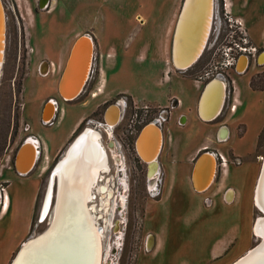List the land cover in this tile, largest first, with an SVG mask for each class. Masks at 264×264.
Masks as SVG:
<instances>
[{
    "label": "rangeland",
    "instance_id": "rangeland-1",
    "mask_svg": "<svg viewBox=\"0 0 264 264\" xmlns=\"http://www.w3.org/2000/svg\"><path fill=\"white\" fill-rule=\"evenodd\" d=\"M1 1L7 26L0 65V191L4 194L8 189L11 207L7 214L0 209V264H11L22 244L51 222L52 213L44 222L38 214L47 180L53 176L52 166L63 157L75 128L76 136L86 128L100 132L104 148L110 140L115 143L114 148H106L109 171L101 173L98 182L112 190L107 207L102 206L98 191L92 190V213L102 228L100 264H152V260L153 264H213L209 257L215 244L236 229L239 242L217 264H234L260 244L261 236H256L254 227L263 216L256 205V188L264 164V61L258 56L260 65L250 61L244 73L224 63L233 59L240 47L249 53L254 48L264 53V0H234L242 13H232L233 5L226 1L231 15L223 10L222 0H215L209 41L198 62L184 71L169 59L171 32L175 31L183 0H57V5L52 0ZM46 2L49 7L42 9L40 3ZM237 21H243L242 27L246 26L250 36ZM229 24L232 26L228 28ZM80 35L93 39L92 67L77 99L65 102L57 94V79L68 56V43ZM41 62L49 64L47 76L40 74ZM213 78L225 83L226 98L219 117L208 123L201 120L196 107L205 85ZM51 99L57 102L58 110L52 122L45 124L41 111ZM109 103L122 106L120 120L110 130L103 127L102 118ZM168 105L167 132L174 144L170 152L182 156L211 140L210 148L195 153L193 159L204 151L218 152L225 163L217 161L216 175L207 191L198 192V199L188 198L182 220L174 217L173 210L179 209H170V205L169 211L159 212L160 219L170 221V231L163 237V247L147 252L145 238L149 249L152 238L146 236L165 228L164 223H157L154 211V201L162 197V178L159 172L154 191L149 189L146 165L138 159L134 144L142 125L159 120V111ZM164 124L162 120L161 126ZM222 126L229 129L226 140L219 139ZM59 136L63 138L57 142ZM31 138L41 143L45 140L50 147L47 150L38 145L33 172L20 176L13 159ZM163 153L164 149L159 163ZM193 166L191 162L190 181ZM231 171L239 172L234 174L237 184L240 173L246 177L245 188L238 186L246 194L245 210L240 215V205L212 212L219 197L232 204L239 197L233 193ZM222 182L226 183L217 198L212 197ZM190 186L193 189L191 182ZM227 193H232L233 200L226 199ZM250 199L255 208L253 219L247 213ZM195 204L204 208L198 215ZM116 220L120 223L118 232L113 230ZM69 236L68 247L75 252L79 244L73 233ZM63 243L57 242L56 247ZM76 257L80 255L76 253Z\"/></svg>",
    "mask_w": 264,
    "mask_h": 264
},
{
    "label": "bare ground",
    "instance_id": "bare-ground-1",
    "mask_svg": "<svg viewBox=\"0 0 264 264\" xmlns=\"http://www.w3.org/2000/svg\"><path fill=\"white\" fill-rule=\"evenodd\" d=\"M213 9V0H185L182 8L183 12L181 11L182 15L181 17L179 16L180 20L178 19L179 23L176 26L173 41L172 55L173 64L176 68L180 70H187L188 68L193 66V64L198 62V59L203 54L207 44V37L211 27ZM84 36L88 38L87 41L90 42L91 49L89 47V44H87L85 40L81 39L75 45L71 58L68 62L65 75L62 80H60L59 92L62 98H64L65 100H72L77 98L80 94H78L80 88L82 86V89L84 88L86 84L85 81L88 78V70L90 69V63L93 56V42L89 36ZM3 48L0 51L2 54V56H0V65L3 58ZM87 48L89 53L87 64H85ZM191 62H193V64L189 66ZM245 65L246 62L244 59H242L237 67V71L243 73L242 71ZM224 84H220L219 82L213 83L212 85H218V87L215 86L216 88L213 90L211 94L212 96L208 95L205 98V117L207 119H211L212 117H214L220 110H222L224 106L226 97ZM218 91H220V98H218L217 96ZM51 105L52 104L50 101L46 105L45 109H48V107ZM50 111H48V120L52 115V112ZM217 116L218 115H216V117ZM47 119L44 117V120ZM51 120L52 118L49 121ZM155 126L156 124H151V126L148 127L146 131L141 135V137H143V135H145L148 131L154 129L160 134V140L158 143V147L154 152V157L151 159L146 158L147 161H145L144 159L145 162L152 165L156 164L155 161L158 150L160 149V146L162 144L161 130L159 128H156ZM221 131L222 129L219 132V138L223 139V137L221 136ZM224 131H227L229 136V129L227 128ZM228 136L225 138V140L228 139ZM100 137V132L95 130H88L86 134L79 139L76 147L72 150V154H70L71 160L67 162L69 163L67 166L68 168L66 169L65 167L66 170H63L62 168L59 169L61 171L59 176V193L63 199L58 200L56 210H53L49 198L44 206V209L42 210L43 214L41 217V221H43L44 219L46 220L50 213H52L50 224L52 225L54 222V225L47 229V233L41 239H38L37 241L31 243H26L25 241L22 244L23 247L21 246L22 250L19 256L13 264H100L102 249L101 229H98V225L94 220L91 211L90 216L92 219H90L88 216V218L84 219L83 221L84 208L82 207L83 202L84 205H86L87 201L93 198V195L91 197L88 194L90 191V179L93 178L96 183L97 179L100 176L101 170L104 169L107 165V158L105 153L106 150L101 144ZM82 141L87 143L84 154H80L81 148H83ZM31 146L32 145H29L27 143L24 144L16 159V166L18 162L20 163V169H18L17 167V170L21 175H28L32 170L34 162L29 157L28 149L25 148ZM31 148H33V146ZM207 153L209 155H205L198 162L196 171L194 174H192L193 187H196L200 191L204 189L207 190L210 187L216 173V158L214 157L213 153ZM82 154L84 157L82 156ZM1 198L2 195L0 193V199ZM2 200V213L6 214L9 210V207L11 206L8 205L7 197L4 196V194ZM256 204L261 212H263V216L257 219L254 227L256 236H261V238L258 237L260 239V244L253 247L255 249L252 253H250L249 257L238 264H264V164L256 188ZM54 213L57 215L56 219L54 217ZM46 216L47 218H45ZM90 220L93 225L89 223ZM66 228H68V230H66ZM70 233L74 234L76 242L79 244V248L75 252H71V249L68 247L69 243H71V240L69 241ZM34 238L35 237L31 239ZM31 239L27 241H30ZM59 241H64V243L60 244L57 248L56 244ZM253 248H251L249 251L253 250ZM76 253L80 255V258L76 257Z\"/></svg>",
    "mask_w": 264,
    "mask_h": 264
},
{
    "label": "flooded vegetation",
    "instance_id": "flooded-vegetation-1",
    "mask_svg": "<svg viewBox=\"0 0 264 264\" xmlns=\"http://www.w3.org/2000/svg\"><path fill=\"white\" fill-rule=\"evenodd\" d=\"M42 1H44V0H42ZM223 2H224V9L223 10H225L226 11V14H229V15H231L232 13H234L233 11H232V13H228L227 12V10H226V7H227V4H226V1H228V2H230V5H232V3H231V0H222ZM184 2H185V0H183V5H184ZM45 3V2H44ZM41 4V7H42V9H46V8H48L49 7V2L47 3L46 2V4H42V3H40ZM39 4V5H40ZM183 5H182V8H183ZM213 5H214V8H215V0H213ZM43 6H45L44 8H43ZM181 8V9H182ZM229 10V9H228ZM51 11V10H50ZM182 11V10H181ZM181 11H180V14H181ZM214 12H215V10L213 9V15H212V21H211V27H210V31H209V34H208V37H207V42L209 41V38H210V36H211V29H212V26H213V21H214ZM157 14V13H156ZM180 14H179V16H180ZM5 16H6V14H5ZM179 16H178V18H177V21H176V26H177V23H178V19H179ZM227 17V16H226ZM6 18V17H5ZM6 23H7V21H6ZM237 23V25H238V27H240V29H244L245 31H247V34L249 35V33H248V30L246 29V26L243 28L242 27V23H243V21L242 22H236ZM244 25H246V24H244ZM7 26V25H6ZM176 26H175V30H176ZM228 26V28L229 27H231L232 25H227ZM172 33V37H170V43H171V48H170V46H169V59H171L170 60V63L172 64V65H174L172 62H173V57H172V50H173V41H174V35H175V31H174V33L173 32H171ZM153 34H156V31L154 30V33ZM80 36H84V35H80ZM80 36H78V37H80ZM88 36V35H87ZM250 36V35H249ZM78 37H76V39H75V41L77 40V38ZM90 37V36H89ZM91 38V37H90ZM92 39V38H91ZM251 39V38H250ZM252 40V39H251ZM75 41L73 42V44H72V46H71V48H70V51H69V53H68V56H67V58H66V61L64 62V64H63V67H62V70H61V72H60V74H59V77H58V79H57V86L60 84V80H61V77H62V74H63V72H64V70H65V66H66V64H67V61H68V59H69V56H70V53H71V50H72V47H73V45H74V43H75ZM92 42H93V39H92ZM170 45V44H169ZM262 51H259V52H257L256 54H255V56H254V58H253V56H252V53H248L247 54V59H248V61L250 62H252L253 60L254 61H256V58L259 56V54L261 53ZM93 55H94V44H93ZM93 57L94 56H92V59H91V65H90V69L88 70V73L90 72V70H91V67H92V60H93ZM260 60L261 61H264V55H262L261 56V58H260ZM48 63L47 62H41V65H40V74L42 75V76H47L48 74H47V69H48ZM178 70V69H177ZM186 70V69H185ZM179 71H182V70H179ZM184 71V70H183ZM46 72V73H45ZM45 73V74H44ZM88 77H89V74H88ZM87 80H88V78H87ZM86 80V81H87ZM85 81V83H87ZM86 85V84H85ZM205 88V87H204ZM98 92H102V90H100V91H98ZM81 93V92H80ZM57 94H58V96H59V98L62 100V101H65V102H71V101H74V100H76L77 98H75V99H72V100H65L64 98H62V96L60 95V92H59V90H58V92H57ZM202 94V93H201ZM80 95V94H79ZM98 96V94H96L95 95V97H97ZM201 96V95H200ZM94 97V96H93ZM226 98V97H225ZM51 101V106H49L48 107V109H45V104H44V106L42 107V111H41V121H42V123H44V121H46V122H48V123H46L45 122V124H49V123H51L52 122V120H53V118H54V116H55V114H56V111L58 110V107H56L57 106V102L54 100V99H51L50 100ZM54 102H55V104H54ZM199 102H200V98H199V100H198V102H197V107H196V109H197V112H198V110H199ZM225 102V101H224ZM121 104H114V103H109V104H107L106 105V107H105V110H104V117L102 116V118H104L103 120H105V125H103V127H105L106 129H109V128H111L112 126H115L118 122H119V120H120V117H121ZM44 109V110H43ZM223 109V108H222ZM51 110V111H50ZM170 110H171V107H170V105H168V106H165L164 108H162L160 111H159V114H158V118H159V120H156L155 119V121L154 122H147V123H145V124H143L142 125V129L146 126V125H149V124H156L157 126H158V128L161 130V133H162V144H161V146H160V149L158 150V154H157V157H156V164H154V165H152V164H150V163H147V162H145V161H147V159L146 158H149V159H151V158H153L154 157V152H155V150L157 149V147H158V143H159V138H160V134L157 132V131H155V130H150V131H148L145 135H143V137H141V138H139L138 139V137H139V133H138V135H137V137H136V140H135V144H134V147H135V152H136V155H137V157H138V159L142 162V163H144L145 165H146V176H147V178L149 179V189L150 190H152V191H154V188H155V186H156V184H155V182H156V179H157V176H158V173L160 172V175H161V178H162V193H161V200L163 199V196H164V187H165V176H164V174H163V169H162V160H161V162L159 163L158 162V158L160 157V155H161V153H162V151H163V149H164V153H163V155H165L166 156V154H167V145H168V138H165V136H166V133H165V124L167 123V122H169V119H170ZM48 111H50V112H52V115H51V118H52V120L51 121H47L48 119V116H49V114H48ZM120 111V112H119ZM222 111V110H221ZM221 113V112H220ZM220 113H219V115H220ZM219 115L214 119V120H211V121H205V120H203V119H201V120H203V121H205V122H208V123H211V122H213V121H215L218 117H219ZM44 117L47 119V120H44ZM109 118V119H108ZM111 118V119H110ZM163 120V122L165 123L164 124V126L162 127L161 126V121ZM78 127V126H77ZM62 128V127H61ZM225 128H226V126H225ZM141 129V130H142ZM224 129V128H223ZM227 129V128H226ZM66 130V129H65ZM77 130V128H75V130L72 132V135L74 136V137H72V140H71V143L67 146V148L65 149V153H64V155H63V157H61L53 166H52V173H53V176L51 177V178H49L48 180H47V186H46V189H45V193H44V196H43V199H42V203H41V208H40V211H39V214H38V218L40 217V219H41V217H42V214H43V209H44V206H45V204H46V202H47V200L50 198V204L52 205V209L54 210H56V207H57V204H58V200H62L63 198H62V196L60 195V168H62L63 170H66L68 167V164L69 163H67L69 160H71V155L70 154H72V150L76 147V145H77V143L79 142V139L82 137V136H84L85 134H86V132L88 131V130H93V129H91V128H86V129H84L81 133H79V135H77L76 136V131ZM110 130V129H109ZM140 130V131H141ZM218 130H219V128H218ZM217 130V131H218ZM221 130V129H220ZM62 132H65L64 130L62 131ZM222 133H221V136L223 137V138H226L227 136H228V132L227 131H221ZM155 133V134H154ZM155 135H156V137H155ZM63 137L62 136H59L57 139H56V141L58 142V141H60L61 139H62ZM154 138V139H153ZM149 139V140H148ZM86 140V139H85ZM153 141V144H152V141ZM31 141V142H30ZM101 141V140H100ZM151 141V142H150ZM38 142V143H37ZM29 144V145H32L33 146V148H31V147H25V148H27L28 149V152H29V157H30V159L31 160H33V166H32V170L30 171V174L33 172V169H34V166H35V164H36V162H37V159H38V155H39V151H38V149H39V147H38V145L39 146H42V144L44 145V146H46V149L48 150L49 149V145H48V143L45 141V140H42V143H41V141L40 140H34V139H28V140H26L22 145H24V144ZM64 143V142H63ZM147 143V144H146ZM55 144H57V143H55ZM102 144V143H101ZM107 146H106V148L107 149H111V148H114L115 147V143L112 141V140H110V142L108 141L107 143ZM152 144V145H151ZM21 145V146H22ZM151 145V146H150ZM20 146V147H21ZM82 146H83V148H81V152H80V154L81 153H85V150H86V147H87V143L86 142H84V141H82ZM103 146V145H102ZM104 148V147H103ZM106 148H104L105 150H106ZM36 149V150H35ZM42 149H43V147H42ZM44 150H45V148H44ZM104 150V151H105ZM145 151V152H144ZM151 152V154H150V152ZM17 152V151H16ZM149 152V153H148ZM106 158H107V150H106ZM83 154H82V156H83ZM213 154H214V152H213ZM143 155V156H142ZM215 155H216V165H217V161H221V164H222V160L219 158V155H222L221 153H215ZM199 156H200V154H199ZM223 156V155H222ZM16 154H15V156H14V159H13V165H14V170H15V172L18 174V175H20V176H28V175H30V174H28V175H21L19 172H18V170H17V167H18V169H20V163L18 162L17 163V166H16ZM84 157V156H83ZM224 157V156H223ZM163 158V157H162ZM198 158V157H197ZM197 158H192V160H191V162H192V164L194 163V165H195V162H196V160H197ZM225 158V157H224ZM144 159H145V161H144ZM107 160V165H106V167L104 168V169H102L101 170V172H100V174L101 173H106V172H108L109 171V166H108V158L106 159ZM114 160L115 161H119V157H115L114 158ZM218 164H220V163H218ZM65 167H66V169H65ZM193 168H194V166H193ZM263 168V167H262ZM108 169V170H107ZM216 170H217V166H216ZM122 170H120V172H121ZM192 172H193V169H192ZM261 174V173H260ZM191 175H192V173H191ZM215 175H216V173H215ZM214 178H215V176H214ZM214 178H213V180H214ZM100 176H99V178L97 179V181H96V183H95V181L93 180V178H91L90 179V188H89V196H91L92 197V195H93V192H92V190L93 189H96L97 191H98V193H99V195H100V199H101V203H102V206H104V207H107L108 206V204H109V202H110V198L113 196V193H112V190L111 189H109L107 186H106V184H98V182L100 181ZM104 179V178H103ZM102 181V180H101ZM106 181H108L107 179H106ZM86 182H87V180H86ZM191 184H192V187H193V182H192V176H191ZM89 183V182H88ZM87 183V184H88ZM212 184H213V182H212ZM211 184V185H212ZM94 185V186H93ZM210 185V186H211ZM181 187V188H180ZM91 188H92V190H91ZM210 188V187H209ZM208 188V189H209ZM181 189H182V186H179V188L177 187V189H174V190H171L170 191V194L168 193V197H171V196H178V195H181V193H182V191H181ZM193 189H194V187H193ZM207 189V190H208ZM207 190H205V191H207ZM5 192L7 193L8 192V189H5ZM0 193H1V191H0ZM9 193V192H8ZM109 193V194H108ZM5 194V193H4ZM86 194V193H85ZM229 193H227V195H228ZM231 194V193H230ZM1 195H2V198H3V194L1 193ZM5 196V195H4ZM61 198H60V197ZM168 197L166 198V200L168 199ZM86 198H87V196H86ZM92 199H94V195H93V198ZM92 199H89V201H87V203H86V205H84V202H83V208H84V211H83V221H84V219H86V218H88V216H89V218L90 219H92L91 218V216H90V211H91V213H92V207H91V200ZM0 200H2V199H0ZM161 200H159V201H154V203H156V202H160ZM229 200V199H228ZM2 202H3V200L1 201V204H2ZM211 204H212V202H211ZM257 205V204H256ZM169 206V205H168ZM180 204H179V207H175V208H178L179 210H173L174 211V217H180V220H182V216L179 214V212H180ZM171 207L172 208H174L173 206H171L170 205V209H171ZM258 207V206H257ZM169 208V207H168ZM167 208V209H168ZM182 208H183V206H182ZM0 209H1V207H0ZM165 207H161V208H159L158 209V211H156L155 210V208H154V211L156 212V218H157V223L158 224H162V223H164V225H165V228H169V225H170V221H165V220H162V219H160V217H159V212L161 211V210H167ZM170 209H168V211L170 210ZM258 209H259V207H258ZM173 211L170 213V214H172L173 213ZM259 211L261 212V210L259 209ZM261 213H263V212H261ZM92 215H93V213H92ZM173 215V214H172ZM171 215V216H172ZM48 216V215H47ZM47 216L45 217V218H47ZM54 217H55V219H56V217H57V215L54 213ZM96 217L97 216H95V215H93V218H94V220L96 221ZM54 219V220H55ZM56 221V220H55ZM93 221V220H92ZM42 222V221H41ZM43 222H44V220H43ZM89 223L90 224H92V222H91V220L89 221ZM96 223H97V221H96ZM119 221L118 220H116V224H114V226H113V230L115 231V232H118V230L120 229V226H119ZM54 225V222H53V224L51 225L50 223H49V225H48V227L43 231V232H41L40 234H38V236H40V235H42L43 233H45L46 231H47V229L48 228H50V227H52ZM93 225V224H92ZM94 225H95V223H94ZM95 227V226H94ZM98 229H101L102 230V228H100L99 226H98ZM151 237L152 238V244H151V246H150V249L148 248V245H147V240H146V238H145V249H146V251L147 252H149L151 249H153V248H155V247H157V240H156V237H155V235L154 234H148L146 237H147V239H148V237ZM101 246H102V244H101ZM101 254H102V249H101ZM102 257V256H101Z\"/></svg>",
    "mask_w": 264,
    "mask_h": 264
},
{
    "label": "crops",
    "instance_id": "crops-1",
    "mask_svg": "<svg viewBox=\"0 0 264 264\" xmlns=\"http://www.w3.org/2000/svg\"><path fill=\"white\" fill-rule=\"evenodd\" d=\"M52 1L53 2L55 1L56 5H57V3H58L57 0H52ZM245 1L250 2L251 0H245ZM231 3L233 5L232 6L233 12H236V11L241 12V6L239 4H234L235 3L234 0H231ZM66 41H65V43H66ZM73 42H70V44L68 43V45L70 46V47H68L69 48L68 53L70 51V48H71ZM261 55H264V53L260 54L259 57ZM259 57L256 58V64L257 65H260L258 63ZM65 61H66V59H65ZM167 130H168V122L165 124V133H166V136L168 138L167 154H166V156L163 155V158H162V169H163V174L165 176V187H164L165 190H164L163 199L160 202H156L155 203L156 205L154 208L156 211H158V209L161 207H165L167 209L169 207L168 205H172L173 207H176V206H179V204H180L181 206H180L179 214L182 216V219H183L187 213L186 210H187L188 198H192V199L197 198L198 199V196H199L198 192L197 193H196V191L194 192L190 186V172H191V168H192V167H190L191 160L195 156L194 155L195 153L197 154L203 150H208L210 148V146H208V145H210L211 140L205 144L198 146L194 151H190L189 153H186L185 155L177 156V154H175L176 156H174L172 154V152H170V149H172L174 144L170 142L171 139H170V136H169ZM213 136H214V134H213ZM207 147H208V149H205ZM231 173H232V171H231ZM235 173L239 174V172H236V171H234L231 174L232 175L231 183H233L235 185L234 186L235 191L233 190V193L235 192V195L239 193L238 199H236L234 204H232L231 202L230 203H228L226 201L224 202L223 199H221L219 197L216 201H214V203L211 207L212 212H217L222 207L223 208L232 207V206L239 207L241 205L243 208V201H245L246 194L243 195V192L239 187L245 188L246 185L244 186V184L246 182V179H245L246 177L244 178V175L240 173V176H241L240 179L241 180L238 181V184H237L235 182L236 179L234 178ZM225 180H227V179H225ZM224 183H226V182H222L219 184L220 189L218 190V192L214 193L212 197L217 198V196H218L217 194L220 192L221 188H223ZM179 186H182L181 195H178V196L173 195L171 197H168V193L170 194L171 190L177 189V187L179 188ZM4 193H5L4 195L7 197L8 205L10 206L9 193L8 192L7 193L4 192ZM167 197H168V199L166 200ZM230 200H233L232 194H231ZM182 205H184L183 208H182ZM249 205H250V208L248 209L247 213H248L249 218L253 219L254 213H255V210H254L255 208H254V205H253L251 199H250ZM195 209H196V215H198L197 213H199L204 208H202L201 206H198V204H195ZM242 210H245V209L244 208L239 209L240 215H241ZM242 214H245V211L242 212ZM168 231H170L169 228H163L162 231L154 233L156 240H157V247L155 250H159L161 247H163V245H165V239L163 237L167 235ZM173 232H175V231H173ZM251 237H252V235H251ZM239 238H240V233L236 229L231 235L228 236V238L226 240H219V242H217L215 244L214 248L212 249V251L210 253V257H209V259L213 261V264H217L216 263L217 260H220L222 257L226 256V254H228L230 252V250L232 248H234L235 245L239 242L238 241ZM230 247H231V249H230ZM246 250H248V249H246ZM156 254H157V252H156ZM212 261H210V262H212ZM150 263L153 264L154 260H152Z\"/></svg>",
    "mask_w": 264,
    "mask_h": 264
},
{
    "label": "water",
    "instance_id": "water-1",
    "mask_svg": "<svg viewBox=\"0 0 264 264\" xmlns=\"http://www.w3.org/2000/svg\"><path fill=\"white\" fill-rule=\"evenodd\" d=\"M183 12V11H182ZM182 12H181V14H180V17H181V15H182ZM180 17H179V20H180ZM179 20H178V23H179ZM5 12H4V7H3V3H2V1L0 0V51L2 50V48H3V46H4V44H5V33H6V25H5ZM177 23V24H178ZM85 40V42L87 43V44H89V47H90V49H91V46H90V42H88L87 40H88V38L86 37V36H80V37H78L77 38V40L75 41V43H74V45H73V47H72V50H71V53H70V56H69V59H68V61H67V64H66V66H65V70H64V72H63V74H62V77H61V80H62V78L64 77V75H65V72H66V70H67V66H68V62H69V60H70V58H71V55H72V52H73V49H74V47H75V45L80 41V40ZM3 50H4V48H3ZM88 48H87V52H86V57H85V64H87V61H88ZM0 56H2V54H1V52H0ZM243 59L245 60V62H246V65H245V67H244V69H243V71L242 72H244L245 70H246V68H247V66H248V64H249V61H248V59L246 58V57H243ZM194 62V61H193ZM193 62H191L190 64H189V66L190 65H192L193 64ZM188 66V67H189ZM217 82H219L220 84H224V82H223V80L221 79V78H214V79H212V80H210L206 85H205V88H204V90H203V92H202V94H201V98H200V102H199V110H198V115H199V117L201 118V119H204V120H213L215 117H216V115H219L218 113H220V111L214 116V117H212L211 119H207L205 116V111H206V103H205V98H206V96H208V95H211L212 94V92H213V90L216 88V87H218V85H212L213 83H217ZM216 86V87H215ZM222 86V85H221ZM83 87V86H82ZM82 87L80 88V90H79V92H78V94L81 92V89H82ZM224 87H225V91H226V86H225V84H224ZM77 94V95H78ZM212 96V95H211ZM217 96H218V98H220V91H218V93H217ZM48 104V103H47ZM46 104V105H47ZM45 105V106H46ZM213 108V107H212ZM212 108H211V110H212ZM204 113V114H203ZM151 126V124H149V125H146L141 131H140V133H139V137H138V139L141 137V135L146 131V129L148 128V127H150ZM156 128H158V126L156 125L155 126ZM226 128L224 127V129H223V131L225 130ZM155 130V129H154ZM160 131V130H159ZM155 137H156V135H155ZM23 148V145L19 148V150L17 151V153H16V159H17V157H18V155H19V153H20V151H21V149ZM208 151H204V152H202L201 153V155L200 156H198V158H197V160H196V164H195V166H194V168H193V172H192V174H194L195 173V171H196V167H197V165H198V162L205 156V155H209L208 153H207ZM215 157V156H214ZM194 190L195 191H197V192H204L205 191V189L204 190H202V191H200V190H198L196 187H194ZM47 233V231L45 232V233H43L42 235H40V236H37V237H35L34 239H31L30 241H26V243L27 242H29V243H31V242H35V241H37L38 239H41L43 236H45V234ZM23 247V246H22ZM254 249L255 248H253V250H251V251H249L247 254H245L240 260H237L234 264H238V263H240V262H242V261H244V260H246L248 257H249V255H250V253H252L253 251H254ZM21 250H22V248L20 249V251L17 253V255L15 256V258H14V260H13V262H12V264L15 262V260L17 259V257L19 256V254H20V252H21Z\"/></svg>",
    "mask_w": 264,
    "mask_h": 264
},
{
    "label": "built area",
    "instance_id": "built-area-1",
    "mask_svg": "<svg viewBox=\"0 0 264 264\" xmlns=\"http://www.w3.org/2000/svg\"><path fill=\"white\" fill-rule=\"evenodd\" d=\"M246 48H242V47H240L239 48V50H238V52H235L234 53V58L233 59H231V58H229V59H226V62L224 63V65L225 66H232L231 68L233 69V70H235V72H238L237 71V67H238V65H239V63H240V61L243 59V57H246L247 58V53H249V52H246ZM253 58H254V56H255V54L257 53V49L256 48H254L253 50ZM225 54V56L227 57L228 56V53H227V51L226 52H224ZM263 52H261L260 54H262ZM259 54V55H260ZM232 60H233V62H232ZM256 62V61H255ZM244 73V72H243ZM214 79V78H213ZM225 126H222V131H223V128H224ZM220 140H223V139H221V138H219ZM219 141V140H218ZM214 156H215V154H214ZM215 158H216V156H215ZM219 158L222 160V165H223V163H225V158L222 156V155H219ZM195 191V190H194ZM197 192V191H196ZM232 194V193H231ZM231 194L229 193L227 196H226V199H231ZM208 201V203H209V201L211 202V200L210 199H208L207 200Z\"/></svg>",
    "mask_w": 264,
    "mask_h": 264
}]
</instances>
